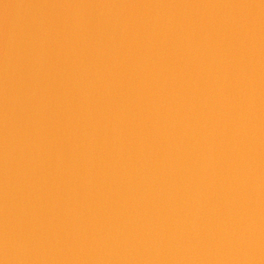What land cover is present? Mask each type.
I'll use <instances>...</instances> for the list:
<instances>
[{
  "label": "water",
  "instance_id": "1",
  "mask_svg": "<svg viewBox=\"0 0 264 264\" xmlns=\"http://www.w3.org/2000/svg\"><path fill=\"white\" fill-rule=\"evenodd\" d=\"M0 260L264 264V0H0Z\"/></svg>",
  "mask_w": 264,
  "mask_h": 264
},
{
  "label": "clouds",
  "instance_id": "2",
  "mask_svg": "<svg viewBox=\"0 0 264 264\" xmlns=\"http://www.w3.org/2000/svg\"><path fill=\"white\" fill-rule=\"evenodd\" d=\"M0 264H5V261H3V260H0Z\"/></svg>",
  "mask_w": 264,
  "mask_h": 264
}]
</instances>
